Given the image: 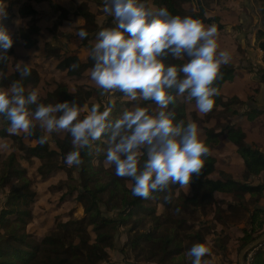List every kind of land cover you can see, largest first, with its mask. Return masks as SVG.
<instances>
[{
  "label": "clouds",
  "instance_id": "1",
  "mask_svg": "<svg viewBox=\"0 0 264 264\" xmlns=\"http://www.w3.org/2000/svg\"><path fill=\"white\" fill-rule=\"evenodd\" d=\"M103 11L114 18L115 25L96 33L89 50L94 62L90 79L101 94L120 92L132 100H151L159 111L152 114L145 107L134 106L112 120L111 108L101 111L97 104L80 107L75 99L55 105L38 103L35 90L25 95L21 82L13 81L7 90H0V114L9 121L8 131L30 134L34 122L49 133L63 130L76 146L65 154L68 166L81 165L80 151L107 134L105 163L114 166L117 176L131 179L134 197L148 199L169 184L189 185L193 176L200 175L208 148L195 123L174 122L167 110L174 99L171 90L194 99L199 112H209L217 93L213 82L230 54L217 50L215 25L205 27L197 19L170 15L164 8L154 13L139 0H104ZM77 35L85 38L88 32L81 28ZM12 44L11 34L0 28V54ZM169 56L187 57V61L166 65L164 58ZM17 71L21 77L30 75L28 63L18 64ZM30 105H35L34 111ZM47 139L40 136L39 143L43 145ZM142 153L146 156L143 161ZM209 251L205 244L195 243L187 255L191 264H202Z\"/></svg>",
  "mask_w": 264,
  "mask_h": 264
},
{
  "label": "trees",
  "instance_id": "2",
  "mask_svg": "<svg viewBox=\"0 0 264 264\" xmlns=\"http://www.w3.org/2000/svg\"><path fill=\"white\" fill-rule=\"evenodd\" d=\"M6 1L0 0V3ZM183 1L188 0H143L145 4H148L149 10L154 13L160 8H164L170 15L191 17L199 20L201 23L210 26L215 25L217 30L224 28L219 23L218 17L207 16L202 7L197 12L189 11L186 13L182 6ZM18 13L22 18H33L37 14V11L28 2L19 8ZM63 15L67 17L69 12L63 10ZM71 15L80 16L84 19L85 24L78 27V29L83 28L88 32V36L81 39H83V43L90 50L93 45L89 44L88 41L90 38L94 39L96 33L102 28L98 27L93 13L83 7L82 3L79 4ZM35 24V22H30L18 29V36L27 45V48H32L37 44L35 36L39 32V28ZM257 38L260 39L258 47L264 52V30L258 31ZM45 50L47 55L55 59L57 69L65 71L69 77L82 76L83 72L87 68L91 69L94 63L89 54L86 61L83 62L75 54L68 55L65 52L61 53L58 47L48 42L45 43ZM12 52L13 49L10 47L6 53L0 54V90L9 87L13 81H20L24 87L28 85L34 86L38 82V74L33 68L30 67V75L27 77H21L17 69L13 74L8 72V56ZM186 61L187 57L173 59L169 56L164 58L166 65L175 64L179 66ZM234 69L235 67L232 65H221L218 76L212 85L217 89V93L213 97L214 104L212 109L219 111L226 110L230 114L237 113V111L232 110L230 105L232 101L239 102L237 97L232 96L223 100L220 92L222 84L232 80ZM100 91L101 89L94 90L87 87H79L75 92H70L65 84H58L53 91L48 92L45 97L40 98L37 102L55 105L65 100L71 102L75 99L76 104L80 106L92 94H96L98 98ZM171 94L174 99L169 104L167 110L173 114L175 123L188 124L184 101L179 100L174 89L171 90ZM182 95L184 96L185 94ZM151 103L155 102L142 99L139 106L147 108L152 113L149 107ZM108 105L111 107L110 113L115 114L116 111L112 108L113 104L108 103ZM29 107L31 110H35V105H30ZM99 107L101 111L106 108L103 102H99ZM247 116L250 119V115ZM220 117L218 116L217 118L220 119ZM117 118L119 117L115 115L112 117V120ZM1 119L6 118L1 114ZM224 120L225 122L222 123ZM220 122L218 131H215L216 123L210 128L204 127L205 140L203 143L206 144L208 141L215 142L218 136L225 134L236 145V151L243 160L245 166L244 179L249 174H259L261 171H264V153L253 148L250 143L245 142L244 132L238 126L231 124L228 117L225 119L221 118ZM0 134L1 136L6 135L3 131ZM23 136L36 140L34 146L28 147L24 145L22 151L27 157L40 159L41 164L38 167V171L41 176H45L54 171V169L61 167V165L53 163V159L59 156L64 160L65 154L76 148L71 142V137L66 132L62 138L55 139V150L49 148L47 141L43 145L39 143V137L44 136V134L36 126L31 130L30 134L24 133L19 139L22 140ZM103 136H107V134ZM91 145L80 151L82 164L79 165V184L72 189V192L76 193L74 195L75 200L83 207L84 215L78 219L58 222L42 239H34L25 231L26 224L32 217L29 204L34 197L26 171L19 165L15 152L9 153L3 159H1L0 154V188H5L9 182L15 180V183L6 192L3 204L4 208L0 212V230H2V234H0V264L107 263V250L112 248L113 237L118 229L123 226H126L127 231V239L124 243L125 247H130L134 251L148 252L145 251V248L149 246V253H162L165 257L173 252V250H170V247L175 243L176 239L170 232H166L168 230L166 224L169 220L171 221L172 216L168 212L161 218L156 213L155 208L149 207L146 204L153 199L155 202H160L169 207V200L166 198H170L173 195V192L170 190L174 187H179V185L169 184L165 190L153 192L148 199L134 197L130 191L132 184L130 178L117 176L114 166L111 169L106 168L101 171L90 163V151L93 150ZM144 159H146V156L142 153L141 161ZM202 159L203 167L200 175L193 176L190 181L193 188L192 194L183 196V208L190 207L191 203L203 207L211 204L214 198L213 192L231 193L235 198L243 199L245 193H249L252 196L253 194H259L264 188V185L252 186L246 184L244 181L211 179L207 175L213 170L214 158L207 154ZM196 188L201 191L200 194H195ZM102 204L106 206L107 211H115V216H105L101 209ZM140 212L148 214L151 218L149 220L154 222L151 230L141 231L137 229L142 225L143 227L145 226V222H142V219H133V216H137ZM263 216L264 210L259 207L252 211L249 229L243 230L241 246L253 241L264 231ZM88 227H91L94 239L87 247L85 239L89 236ZM77 239L78 242L76 243L75 240ZM119 251L121 253L124 252L123 247ZM149 258L137 259L134 255L133 263L136 264L139 261L146 263L149 261ZM249 264H264V250L261 248L257 249L253 253Z\"/></svg>",
  "mask_w": 264,
  "mask_h": 264
},
{
  "label": "rangeland",
  "instance_id": "3",
  "mask_svg": "<svg viewBox=\"0 0 264 264\" xmlns=\"http://www.w3.org/2000/svg\"><path fill=\"white\" fill-rule=\"evenodd\" d=\"M28 2L37 11V14L33 18H22L18 10ZM139 2L149 10L148 4H145L143 0H139ZM81 3L83 7L93 13L98 27L110 28L115 25L114 18L103 11L104 0H7L0 3V9H4V14L0 15V28L7 30L13 39L11 46L13 52L8 56V72L13 74L18 64L23 65V63H28L29 67L33 68L38 74V82L34 86L28 85L24 87L22 84L25 89V95L35 90L39 100L45 97L48 92L53 91L58 84H65L70 92H75L79 87H87L94 90L100 89L90 79L91 69L87 68L80 77H69L65 71L57 69L55 59L47 55L45 50V43L48 42L58 47L61 53L65 52L68 55L75 54L83 62L86 61L89 49L83 43V39L77 35L79 31L78 27L83 26L85 22L80 16L71 15ZM182 6L186 13L189 11L197 12L202 7L207 16L218 17L219 23L223 26L225 25L224 23H228L233 29L239 27V18L246 15L247 20L243 22L246 31L251 30L253 25H255V37L248 39L249 42L255 40V45L252 46L248 42L246 46L258 47L260 39L257 38V33L260 30H264V0H188L183 1ZM62 9L69 12L67 17L63 15ZM224 16L227 17V20L222 22ZM30 22L36 23L35 25L39 28V32L35 36L37 39L36 46L27 48V45L18 36V29ZM201 24L205 27L210 26L204 23ZM227 34V30L223 28L217 30L216 36L221 35L223 38ZM219 40H217V50H224L219 46L222 45L224 47L226 45L222 41V43H219ZM241 41V39L239 42L235 40L237 48H230L227 51L230 54V63H227L228 65L233 66V64H237L238 60L240 64L243 60L244 56L240 51L244 47V43ZM95 42L96 37L94 39L90 38L88 41L91 45H94ZM261 52L263 53L262 56L256 53L254 55L264 65V52L262 50ZM239 64L235 68H240ZM250 68L259 73L257 75H260L262 73L261 70H263L258 64L255 66L251 65ZM9 87L1 90H7ZM226 92L227 90L222 89L223 94ZM228 94L231 93L224 95ZM177 96L180 101H184V109L188 122L197 125L200 139L204 136L203 131L206 125L212 127L216 123L215 126L217 127L221 124V118L225 119L230 116V113L226 110L219 111L212 109V111L207 113H201L196 109L194 99L191 101L187 100L185 95L183 96L182 94ZM141 100L139 97L136 100H132L120 92H105L101 94L100 91L98 98L96 94H92L83 101L80 107L87 106L90 108L93 104L99 105V102H103L105 107L111 108L108 103H112V108L116 111L115 114L110 113L109 118L112 119L115 115L120 117L126 109L130 110L134 106H139ZM230 105L233 108L239 106L240 103L232 101ZM149 107L153 114L159 111L155 103H151ZM218 116H221L220 119L217 118ZM211 117L213 120L210 119ZM217 119L218 121L216 122ZM224 122L225 120L222 123ZM34 123L48 137L49 148L55 150V139L62 138L65 132L60 130L49 133L39 127V122ZM8 128L9 121L1 119L0 114V132L6 133L5 136H1L0 134L1 159L5 158L9 153L15 152L19 165L25 169L26 176L30 180V189L34 192L33 200L29 204L32 217L26 224L25 231L34 239H42L58 222L78 219L84 215L82 205L74 198L76 193L72 192V189L79 184L78 172L80 166H68L58 156L56 159H53V163L61 165V167L54 169V171L45 176H41L38 171V167L41 164L40 159L27 157L22 151L24 145L32 147L36 144V140L27 136H23L22 140H20L19 137L24 133L13 134L8 131ZM91 146L93 150L90 151V163L101 171L106 168H113V166L105 163L106 150L109 146L108 137L102 135L99 140L92 142ZM14 183L15 180H12L5 188H0V212L4 208L3 204L6 192ZM190 183L189 185L174 187L170 190L173 192V195L170 198H166L169 200V207L160 202H155L153 199L146 204L149 207L155 208L156 213L161 218L168 212L172 216L171 221L169 220L166 224L168 229L166 232H170L176 239L175 243L170 247V250H173L172 253L165 257L162 253H149V246H145V251L148 252L134 251L130 247H125L124 243L127 239V231L126 226H123L114 235L112 248L107 250L108 262L102 264H134V255L137 259L150 257L148 262L137 261L138 263L136 264H191L192 258L187 255V252L195 243H203L210 250L208 254L202 257V264H238V255L242 248L241 237L243 230L249 229L251 213L255 207V202L259 201L260 196L256 195L255 201L253 196L247 200L243 198V200L237 199L233 195L220 196V194H216L214 196L213 194L214 198L211 204L203 207L191 203L190 207L183 208V196H188L193 192L192 183L191 185ZM200 192L196 188L195 194H200ZM101 209L105 216H115V211H107L106 206L103 204L101 205ZM133 219H142V222H145V226L138 227V230H151L153 227L154 222L150 221L151 218L146 213L140 212L137 216H133ZM88 232L89 236L85 239L86 246L94 239L91 227H88ZM0 234H2V230H0ZM75 242L77 243L78 239ZM122 247L124 252L121 253L119 249ZM260 248L264 250V245L259 246L256 250Z\"/></svg>",
  "mask_w": 264,
  "mask_h": 264
},
{
  "label": "crops",
  "instance_id": "4",
  "mask_svg": "<svg viewBox=\"0 0 264 264\" xmlns=\"http://www.w3.org/2000/svg\"><path fill=\"white\" fill-rule=\"evenodd\" d=\"M245 16L239 18V27L235 29L228 25V23H224V30H227L228 34L223 36V38L221 35H218V37L216 36V40L220 39L219 43L223 42V44L226 45L224 47L220 45L219 47L226 51L230 48H237L235 46V40L239 42L241 39V42L244 43V47H242L240 51L244 56L242 58L243 60L240 64L239 60L237 64H233L234 67L239 64L240 68H235L232 80L223 84L221 93L222 89L227 90L226 93H231L228 95L222 93L223 100L232 96L237 97L240 105L232 108V110L237 111V113L230 114L228 120L231 121V124L241 128L245 134V142L250 143L253 148L264 153V65L254 55V53H256L262 56L263 53L258 47L246 46V43L249 42L248 39L255 37V25H253L251 30L246 31V27L243 25V22L247 20ZM226 18L227 17L224 16L222 22L226 21ZM232 30L235 31V35ZM254 41H250L249 44L254 46ZM257 64L263 68L260 75H257L259 73H256L250 68L251 65L255 66ZM247 115H250V119L247 118ZM206 128H210V126L206 125ZM215 129V131H218L219 126ZM200 140L202 142L205 140V134ZM205 145L208 148V154L214 158L213 170L207 175L209 178L222 181L226 179L244 181L246 184L252 186L259 184L264 185V171H261L259 174H249L247 178L244 179L245 166L243 160L236 151V145L230 141L225 134L218 136L215 142L208 141ZM213 194L214 196L216 194H220V196L232 195L231 193L223 192H214ZM256 195L260 196V198L259 201L255 202L254 209L259 207L264 210V188L259 194H253V199ZM252 196L249 193H245L243 198L247 200Z\"/></svg>",
  "mask_w": 264,
  "mask_h": 264
},
{
  "label": "water",
  "instance_id": "5",
  "mask_svg": "<svg viewBox=\"0 0 264 264\" xmlns=\"http://www.w3.org/2000/svg\"><path fill=\"white\" fill-rule=\"evenodd\" d=\"M264 241V231L256 237L253 241H250L242 246L238 255V264H244L245 257L249 251L254 248L261 246ZM113 264H122V263H113Z\"/></svg>",
  "mask_w": 264,
  "mask_h": 264
},
{
  "label": "built area",
  "instance_id": "6",
  "mask_svg": "<svg viewBox=\"0 0 264 264\" xmlns=\"http://www.w3.org/2000/svg\"><path fill=\"white\" fill-rule=\"evenodd\" d=\"M264 245V241L263 243L261 244V246ZM258 248V247H257ZM256 250V248L252 249L251 251H249L245 257V260H244V264H249L250 263V260H251V257H252V252Z\"/></svg>",
  "mask_w": 264,
  "mask_h": 264
}]
</instances>
